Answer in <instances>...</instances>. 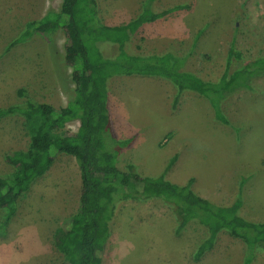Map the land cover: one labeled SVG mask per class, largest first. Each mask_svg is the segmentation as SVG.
<instances>
[{"label":"rangeland","instance_id":"1","mask_svg":"<svg viewBox=\"0 0 264 264\" xmlns=\"http://www.w3.org/2000/svg\"><path fill=\"white\" fill-rule=\"evenodd\" d=\"M60 3L0 0V109L28 102L66 105L74 85L72 69L63 60L64 31L50 38L34 34L13 44L28 22L57 10ZM176 5L182 7L142 24L126 51L185 57L184 69L204 81H217L225 71L264 55V0H96L97 21L125 24L144 8L158 12ZM232 41L236 53L229 55ZM99 48L106 56L115 52L110 42L99 43ZM107 83L109 125L116 140L109 146L121 169L133 165L143 176L166 169L167 180L189 183L217 203L239 199L247 220L264 221V75L253 80L252 89H237L222 99L229 124L214 119L206 98L188 90L179 93L168 79L114 76ZM78 126V120L70 121L59 132L74 133ZM29 141L23 115L0 118V175L11 170L5 153L26 150ZM52 156L50 167L23 193L0 230V264L63 262L53 232L77 211L81 178L73 156L57 151ZM4 214L0 209V224ZM176 224L177 216L161 199L120 202L100 264H243L245 244L228 231L221 230L198 259L195 252L207 236L205 227L191 221L177 233ZM249 256V264H264V246L255 245Z\"/></svg>","mask_w":264,"mask_h":264},{"label":"trees","instance_id":"2","mask_svg":"<svg viewBox=\"0 0 264 264\" xmlns=\"http://www.w3.org/2000/svg\"><path fill=\"white\" fill-rule=\"evenodd\" d=\"M181 7L176 5L158 12L147 7L125 24L106 25L97 21L96 0H61L57 10L49 9L41 18L26 24L13 44L34 34L50 38L58 30L64 31L67 42L63 60L72 69L70 79L74 87L61 108L46 102H28L26 106L0 109V118L13 113L23 115L30 136L26 150L4 155L11 170L0 175V209L5 211L0 230L7 226L23 193L50 167L52 155L57 151L76 159L81 178L77 211L53 232L54 244L64 257L62 264H100L117 204L127 200L161 199L177 216V233L191 221L204 226L207 236L196 249L198 259L212 248L221 230L244 242L243 264L251 262L249 253L255 245L264 246V223L244 218L239 199L228 204L214 202L193 191L189 183L177 185L167 180L166 169L158 176L140 175L133 165L123 170L110 151V141L116 144V140L109 125L107 82L114 76L168 79L179 93L188 90L206 98L214 119L229 124L221 110L222 99L237 89H252L253 80L264 75V55L246 60L231 73L225 71L217 81H204L184 69L185 57L171 52L139 55L126 51L127 41L142 24ZM101 42L113 44L112 56L101 52ZM235 53L232 41L229 55ZM74 120L79 121L76 132H59Z\"/></svg>","mask_w":264,"mask_h":264},{"label":"crops","instance_id":"3","mask_svg":"<svg viewBox=\"0 0 264 264\" xmlns=\"http://www.w3.org/2000/svg\"><path fill=\"white\" fill-rule=\"evenodd\" d=\"M133 76H136V75H133ZM240 214L244 217V218H246L247 219V216H245V215H243L242 213H241V209H240ZM249 218V217H248ZM251 220V219H250ZM252 221H254V220H252ZM251 221V222H252ZM254 222H256V223H261V222H264V221H254ZM246 247V246H245ZM245 250H246V248H245Z\"/></svg>","mask_w":264,"mask_h":264}]
</instances>
